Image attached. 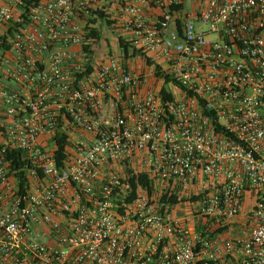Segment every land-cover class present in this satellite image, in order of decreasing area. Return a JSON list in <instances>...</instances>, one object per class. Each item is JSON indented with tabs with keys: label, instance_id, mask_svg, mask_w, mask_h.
Masks as SVG:
<instances>
[{
	"label": "built area",
	"instance_id": "1",
	"mask_svg": "<svg viewBox=\"0 0 264 264\" xmlns=\"http://www.w3.org/2000/svg\"><path fill=\"white\" fill-rule=\"evenodd\" d=\"M4 39L0 264H264V0H0Z\"/></svg>",
	"mask_w": 264,
	"mask_h": 264
},
{
	"label": "trees",
	"instance_id": "2",
	"mask_svg": "<svg viewBox=\"0 0 264 264\" xmlns=\"http://www.w3.org/2000/svg\"><path fill=\"white\" fill-rule=\"evenodd\" d=\"M20 24H21V23H19V22L14 23L13 27H10V29L8 30V33H7L8 36H12V35H13V31L16 30L17 27L20 26ZM91 35L100 38L101 33H100V31H98V30H92V31H91ZM120 44L122 45V47H123V49H124V52H127V46H126L125 44H123V42H120ZM8 48H9V44L6 42V39H4L3 42L0 43V57H1L2 53L4 52V50H6V49H8ZM135 51H136V50H135ZM146 62H147L148 64H150V60H149V59H146ZM10 154H11L13 157H15V158H14V161H13V164H12V168L17 169V168L21 167V166H22V163L19 162V159H17V157H16V156H20V153H19L18 151H17V152H13V151H12V152H10ZM18 158H19V157H18ZM136 180H137L138 182L142 183L143 186H148V185H149V180H150V179L148 180V178L145 177V176H138V177L136 178ZM132 181H133V180H132ZM133 183H134V181H133ZM166 198H167L166 194H165V193H162V194H161V201H162V202H164V203H165V202H169V203H176V202H178V200H177L174 196H171V197L168 198V199H166Z\"/></svg>",
	"mask_w": 264,
	"mask_h": 264
},
{
	"label": "rangeland",
	"instance_id": "3",
	"mask_svg": "<svg viewBox=\"0 0 264 264\" xmlns=\"http://www.w3.org/2000/svg\"><path fill=\"white\" fill-rule=\"evenodd\" d=\"M203 28H204V27H203ZM105 35H106L107 37H109V34H108V33H105ZM247 210H248V206L244 205V208L241 210V214H242V215H246Z\"/></svg>",
	"mask_w": 264,
	"mask_h": 264
},
{
	"label": "crops",
	"instance_id": "4",
	"mask_svg": "<svg viewBox=\"0 0 264 264\" xmlns=\"http://www.w3.org/2000/svg\"><path fill=\"white\" fill-rule=\"evenodd\" d=\"M242 216V215H241Z\"/></svg>",
	"mask_w": 264,
	"mask_h": 264
}]
</instances>
